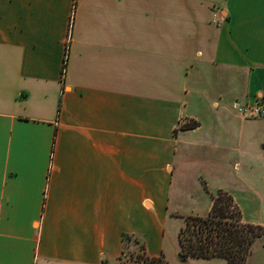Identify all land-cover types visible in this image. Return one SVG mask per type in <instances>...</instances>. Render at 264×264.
<instances>
[{
    "label": "crops",
    "instance_id": "0c3cea01",
    "mask_svg": "<svg viewBox=\"0 0 264 264\" xmlns=\"http://www.w3.org/2000/svg\"><path fill=\"white\" fill-rule=\"evenodd\" d=\"M257 101L264 0H0V264H119L124 236L228 264L178 259L179 231L220 191L264 227Z\"/></svg>",
    "mask_w": 264,
    "mask_h": 264
},
{
    "label": "trees",
    "instance_id": "16d2710c",
    "mask_svg": "<svg viewBox=\"0 0 264 264\" xmlns=\"http://www.w3.org/2000/svg\"><path fill=\"white\" fill-rule=\"evenodd\" d=\"M194 128L195 125H188ZM221 192V191H220ZM228 207L234 206V198L228 196ZM220 196L214 198V205L206 217L189 216L185 219V226L179 232V244L184 260L214 258L226 259L228 264H247V259L253 251L257 240L264 239V227L247 223L239 229L240 214L229 217L222 204ZM136 239L124 236V252L132 241ZM143 246V245H142ZM134 264H169L164 257L149 258L145 247L142 255H130ZM121 259L119 260V264Z\"/></svg>",
    "mask_w": 264,
    "mask_h": 264
},
{
    "label": "rangeland",
    "instance_id": "374dc122",
    "mask_svg": "<svg viewBox=\"0 0 264 264\" xmlns=\"http://www.w3.org/2000/svg\"><path fill=\"white\" fill-rule=\"evenodd\" d=\"M191 174L197 175L198 171L193 169V171H191ZM189 177L193 178V175H189ZM181 182H182V180H181V177L179 175L174 178V184H175V188H176L175 191L177 190V192H178V186H179V184ZM205 182L208 183L206 179H205ZM191 183H193V182H191ZM217 196H220L221 199H223L222 200V204L220 206L225 209V211H226V213H227V215L229 217H233V215L237 214V213L240 214L241 221L239 223V227H240L239 229H241V228L243 229V227L247 223H250V224H253V225L262 226V225L259 224V222H262V219H261L262 216L260 215L259 207H257V206H250V207H244L243 206L242 207L238 203L235 202V199H234L235 208L228 207V198L227 197L228 196H232L234 198V196L231 193L225 192V191H221V192H218V193L214 194V198H216ZM171 208L173 210H175L176 208L182 209V207H179V202H177L176 200H172L171 201ZM187 208H192L193 209L195 207L190 206V207H187ZM243 208H245L247 210H245V212H244ZM183 209L187 211L185 206L183 207ZM172 224H173V228H172V226H169L168 229H167V233H168L169 236H171L174 239L173 241H175V237L177 238L176 230H175V226H174L175 222H172ZM184 226H185V224H184ZM172 231H173V234H172ZM258 241L259 240H257V242ZM137 242H138V240H137ZM142 247L143 246H142V244L140 242L135 243V241L133 240L126 247V253H128L129 255H132V254L133 255L135 254L137 256L142 255ZM180 249H181V247H180ZM181 257H183V256H182L181 251H180V255H178V259H180ZM181 260H184V259H181ZM178 264H183V263L179 262Z\"/></svg>",
    "mask_w": 264,
    "mask_h": 264
},
{
    "label": "built area",
    "instance_id": "2783aa9c",
    "mask_svg": "<svg viewBox=\"0 0 264 264\" xmlns=\"http://www.w3.org/2000/svg\"><path fill=\"white\" fill-rule=\"evenodd\" d=\"M69 37H71V31ZM67 60H68V56L66 55V59L64 63L65 67L67 64ZM63 74H65V70ZM235 109L237 113L245 120L264 119V103L261 101L247 103V104L237 103L235 104ZM120 259H121L120 264H134L130 258V255L126 252L122 254Z\"/></svg>",
    "mask_w": 264,
    "mask_h": 264
},
{
    "label": "water",
    "instance_id": "95a60500",
    "mask_svg": "<svg viewBox=\"0 0 264 264\" xmlns=\"http://www.w3.org/2000/svg\"><path fill=\"white\" fill-rule=\"evenodd\" d=\"M181 259H183V257H181Z\"/></svg>",
    "mask_w": 264,
    "mask_h": 264
}]
</instances>
